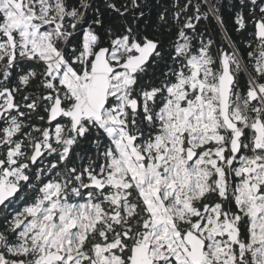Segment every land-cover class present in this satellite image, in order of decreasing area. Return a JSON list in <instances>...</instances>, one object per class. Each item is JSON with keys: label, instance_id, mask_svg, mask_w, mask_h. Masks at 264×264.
<instances>
[{"label": "snow or ice", "instance_id": "snow-or-ice-1", "mask_svg": "<svg viewBox=\"0 0 264 264\" xmlns=\"http://www.w3.org/2000/svg\"><path fill=\"white\" fill-rule=\"evenodd\" d=\"M0 264H264V0H0Z\"/></svg>", "mask_w": 264, "mask_h": 264}]
</instances>
